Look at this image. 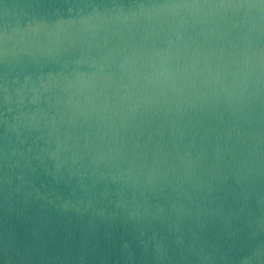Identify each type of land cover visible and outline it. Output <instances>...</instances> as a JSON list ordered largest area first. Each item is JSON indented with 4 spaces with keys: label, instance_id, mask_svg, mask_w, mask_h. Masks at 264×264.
Listing matches in <instances>:
<instances>
[{
    "label": "water",
    "instance_id": "1",
    "mask_svg": "<svg viewBox=\"0 0 264 264\" xmlns=\"http://www.w3.org/2000/svg\"><path fill=\"white\" fill-rule=\"evenodd\" d=\"M0 264H264V0H0Z\"/></svg>",
    "mask_w": 264,
    "mask_h": 264
}]
</instances>
